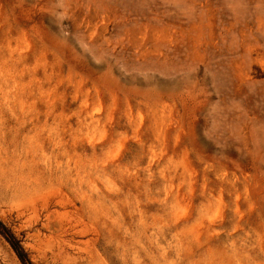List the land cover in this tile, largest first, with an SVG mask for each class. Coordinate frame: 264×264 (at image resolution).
Returning a JSON list of instances; mask_svg holds the SVG:
<instances>
[{
	"label": "rangeland",
	"instance_id": "obj_1",
	"mask_svg": "<svg viewBox=\"0 0 264 264\" xmlns=\"http://www.w3.org/2000/svg\"><path fill=\"white\" fill-rule=\"evenodd\" d=\"M0 218L35 264H264V0H0Z\"/></svg>",
	"mask_w": 264,
	"mask_h": 264
},
{
	"label": "trees",
	"instance_id": "obj_2",
	"mask_svg": "<svg viewBox=\"0 0 264 264\" xmlns=\"http://www.w3.org/2000/svg\"><path fill=\"white\" fill-rule=\"evenodd\" d=\"M0 234L10 244L12 249L16 252L22 264H35L29 257L28 252L22 245L21 239L15 232L0 218Z\"/></svg>",
	"mask_w": 264,
	"mask_h": 264
},
{
	"label": "bare ground",
	"instance_id": "obj_3",
	"mask_svg": "<svg viewBox=\"0 0 264 264\" xmlns=\"http://www.w3.org/2000/svg\"><path fill=\"white\" fill-rule=\"evenodd\" d=\"M85 220V219H84Z\"/></svg>",
	"mask_w": 264,
	"mask_h": 264
}]
</instances>
